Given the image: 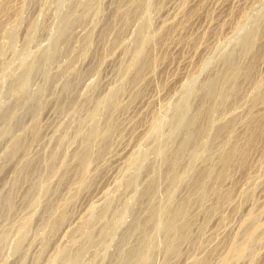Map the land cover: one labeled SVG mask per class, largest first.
Wrapping results in <instances>:
<instances>
[{
  "label": "rangeland",
  "instance_id": "1",
  "mask_svg": "<svg viewBox=\"0 0 264 264\" xmlns=\"http://www.w3.org/2000/svg\"><path fill=\"white\" fill-rule=\"evenodd\" d=\"M137 33L145 57L133 67ZM183 105L204 132L197 122L179 149ZM263 124L264 0L0 1V196L12 201L0 203V264H62L79 247L80 264H134L129 250L144 238L148 264H264ZM96 128L81 171L76 157ZM179 203L184 230L167 245L152 218Z\"/></svg>",
  "mask_w": 264,
  "mask_h": 264
},
{
  "label": "bare ground",
  "instance_id": "2",
  "mask_svg": "<svg viewBox=\"0 0 264 264\" xmlns=\"http://www.w3.org/2000/svg\"><path fill=\"white\" fill-rule=\"evenodd\" d=\"M0 1H3V0H0ZM142 18H143V17H142ZM145 18H146V16H145ZM146 20H147V18H146ZM147 22H148V21H147ZM142 23H143V22L140 23V26H143V25H141ZM145 24H147V23H145ZM64 27H65V26H64ZM64 27H63V29H64ZM145 27H146V26H145ZM145 27H143V28L146 30ZM65 28H67V27H65ZM140 28H141V27H140ZM140 28H139V32H140ZM143 28H142V29H143ZM9 30H10V29H9ZM61 31H63L62 28H61ZM64 31H65V29H64ZM141 31L143 32V30H141ZM139 32H138V33H139ZM138 33H137V35H138ZM143 33H144V32H143ZM62 34H63V33H62ZM141 35H142V34H141ZM138 36H139V35H138ZM141 38H142L143 40H142ZM141 38H140V36H139V39L142 40V42H141V43L139 42V46H137L138 49H137V51H136V54H135V56H134V58H133V61L131 62V65H130V66H133V67H134L135 65H137V62H139L141 58L144 59V57H145V56H144V52H143V46H144V44L146 43V40L144 39V37H141ZM147 39H148V38H147ZM140 40H139V41H140ZM148 40H149V39H148ZM242 44H243V46L245 45V50H246V46L249 47L250 45H252L251 42H249V41H243ZM145 45H146V44H145ZM242 48H243V47H242ZM250 48H251V47H250ZM250 50H251V49H250ZM143 56H144V57H143ZM233 56H234V55H233ZM242 56H243V55H242ZM231 57H232V56H231ZM231 57H230V58H231ZM238 57H239V56H238ZM148 58H149V57H148ZM230 58H227L226 61L228 62V64L233 65V66H232V68H233V71H232V72H234V74H238V73L243 72L244 70L242 71V69L240 68V67H242V66H240V65H242V64L239 63L240 65H237L235 62H234V64H233V61L230 60ZM232 58H234V57H232ZM238 60H239V58H238ZM43 61H44V60H43ZM43 61H42L41 63H43ZM45 61H46V60H45ZM47 61H48V60H47ZM141 61H142V59H141ZM238 62H239V61H238ZM225 63H226V62H225ZM138 64H139V63H138ZM43 65H44V64H43ZM137 66H138V65H137ZM43 68H44V67H43ZM243 68H244V67H243ZM31 69L34 70L33 67H32ZM31 69H27V70H31ZM38 69L40 70L41 68H38ZM244 69H245V68H244ZM231 70H232V69H231ZM37 71H38V70H37ZM226 71H228V70H226ZM29 72H30V71H29ZM27 73H28V72H27ZM16 74H17V73H16ZM232 74H233V73H232ZM244 74H245V73H244ZM28 75H29V74H28ZM28 75H26L27 78H28ZM41 75H42V74H41ZM228 75H229V74H228ZM223 76H224V74H223ZM226 76H227V74H226ZM226 76H225V77H226ZM225 77H224V78H225ZM27 78H26V79H27ZM29 78H30V77H29ZM21 79H22V80H20V81L18 80V87H17V88H18V89L20 88V90L22 89L23 91H24V89H25V93H26V88H27L26 86H27V84H29V82H26L25 77H24V78H21ZM225 79H227V77H226ZM28 80H29V79H28ZM220 80H221V79H220ZM215 81H216V80H215ZM45 82H46V81H45ZM209 82H210V81H209ZM211 82H212V81H211ZM211 82H210L211 87H210V85H209V88H211V92H212V91H214V88H216V87L214 86V85H215V84H214V81L212 82V84H211ZM219 82H220V81H219ZM222 82H224V81H222ZM206 83H207V82H206ZM225 83H226V84H224V83H223V84H224V85H227V84H228L227 82H225ZM232 83H233V82H232ZM207 84H208V83H207ZM213 84H214V85H213ZM221 84H222V83H221ZM230 84H231V83H230ZM205 85H206V84H205ZM212 85H213V86H212ZM218 85H219V84H218ZM224 85H223V86H224ZM231 85H232V84H231ZM231 85H228V86L230 87ZM223 86H220V88H222ZM228 86H226V87L228 88ZM25 87H26V88H25ZM213 87H214V88H213ZM235 87H236V86H234V89H235ZM205 88H207V87H205ZM218 88H219V87H218ZM224 88H225V87H224ZM45 90H46V89H45ZM118 91H119V90H118ZM208 91L210 92V90H208ZM215 91H217V90H215ZM224 91L227 93V91H229V89H228L227 91H226V89L223 90V91H222V89H220V90H219L220 93H217V92H216V94H217V95H218V94H219V95H222V94H223V96H224V95H227V96H228L229 94H225ZM206 92H207V91H206ZM223 92H224V93H223ZM232 92H234V91L232 90ZM117 93H118V92H117ZM213 93H214V92H213ZM234 93H235V92H234ZM211 94H212V93H211ZM231 94H233V93H231ZM25 95H26V94H25ZM116 95H117V94H116V91H115V92H113L110 96H108V98H105L106 100H108V101L105 100L106 103H107V104H110V103L112 102L111 104H113V101H114ZM212 95H213V94H212ZM212 95H211V97H212ZM28 96H29V95H27L26 98H27ZM188 96H189V95H188ZM223 96H222V97H223ZM29 97H30V96H29ZM205 97H206V96H205ZM209 97H210V96H209ZM216 97H217V96H216ZM23 98H24V97H23ZM213 98H214V97H213ZM218 98H219V97H218ZM27 99H28V98H27ZM32 99H33V98L31 97V100H29V101L27 100V102L30 103V101H32ZM215 99L217 100V98H214V100H215ZM208 100H210V99H208ZM214 100H213V101H214ZM216 100H215V103L218 102L220 99H219L218 101H216ZM33 101H34V100H33ZM213 101H212V102H213ZM220 101H221V100H220ZM185 102H186V100H185ZM22 103H24V101H23ZM32 103H33V102H32ZM186 103H187V102H186ZM213 103H214V102H213ZM25 104H26V105H29V106L31 105V104H27L26 101H25L24 105H25ZM102 104H103V103H102ZM102 104H100V107L103 108L104 105L101 106ZM181 104H182V103H181ZM24 105H23V106H24ZM38 105H39V104H38ZM186 105H187V104H186ZM186 105H183V106L180 108L181 110L176 108L178 111L175 112V118H174V120L176 121V124H177V125H174V126H177V127H178V129H176V128H175V129H176V130H180V132H183V133H184V138L182 139V141H180L181 143H180V146H179L180 148H179V149H183L186 145H189L188 143H189L190 139H195V138H194V135L196 134V132H195V134H194V131L196 130L195 128H196L197 126L200 125V124H199L200 122H201V123H202V122L204 123V121H200V122L198 121V119H199L200 117L198 118V116H197L198 119H196V117L193 116V114H191V116H190V114H189V109L187 108ZM206 105H207V104H206ZM213 105H214V104H213ZM215 105H217V104H215ZM219 105H220V104H219ZM105 106H106V104H105ZM108 106H109V105H108ZM207 106H208V105H207ZM207 106H205V107H207ZM27 107H28V106H26V110H27ZM38 107H39V106H38ZM100 107L97 106L96 108H98L99 111H100V110H102V108L100 109ZM111 107H112V105H111ZM209 107H210V106H209ZM213 107H214V106H212V108H213ZM218 107H219V106H218ZM218 107H217V108H218ZM30 108H33V107H30ZM201 108H203V104L201 105ZM212 108L210 109L211 111H213ZM219 108H220V107H219ZM8 109H9V108H8ZM22 109H24V108L22 107ZM28 109H29V107H28ZM103 109L106 111L107 108L105 107V108H103ZM207 109H208V108H207ZM213 109H214V108H213ZM16 110H17V109H16ZM24 110H25V109H24ZM29 110H30V109H29ZM95 110H96V109H95ZM208 110H209V109H208ZM208 110H207V111H208ZM215 110H216V109H215ZM20 111H21V110H20ZM22 111H23V110H22ZM22 111H21V112H22ZM96 111H97V110H96ZM99 111H97V112H99ZM197 111H199V110H197ZM201 111H202V110H200L199 112H201ZM6 112H7V111H6ZM25 112H26V111H25ZM29 112H30V111H29ZM32 112H33V111L31 110V113H32ZM94 112H95V111H94ZM214 112H215V111H214ZM214 112H213V113H214ZM17 113H18V112H17ZM17 113L13 111V112L11 113V115L9 114L10 116L8 117V119H9V120H15V118L18 116ZM99 113H102V111L99 112ZM209 113H210V112H209ZM19 114L21 115V113H19ZM202 114H205V112H202ZM211 114H212V113H211ZM5 115H6V114H5ZM20 115H19V119H20ZM95 115H96L95 113H93L92 115L90 114V118H92V120H93V119L95 118ZM194 115H195V114H194ZM196 115H197V114H196ZM209 115H210V114H209ZM21 116H22V115H21ZM201 117H202V116H201ZM203 117H204V115H203ZM203 117H202V119H203ZM207 117H208V116H207ZM207 117H205V118H207ZM209 117H210V116H209ZM210 118H211V117H210ZM17 119H18V118H17ZM3 120H4V118H3ZM174 120H173V121H174ZM200 120H201V118H200ZM4 121H5V120H4ZM4 121H3V122H4ZM205 121H207V120H205ZM211 121H212V120H211ZM17 122H18V121H17ZM197 122H198V125L196 126ZM209 122H210V121H209ZM203 123H202V126L204 125ZM205 123H206V122H205ZM211 123H212V122H211ZM211 123H210V124H211ZM174 124H175V123H174ZM205 125H206V124H205ZM263 125H264V124H263ZM12 126H13V125H12ZM207 126H209V125L207 124ZM213 126H215V124L213 125V123H212V127H213ZM106 127H108V126H105L104 128L106 129ZM204 127H205V126H204ZM212 127H209V128H212ZM197 128H198V127H197ZM206 128H207V127H206ZM213 128H214V127H213ZM218 128H219V127H218ZM76 129H77V128H76ZM200 129H201V125H200V127L198 128V130L200 131ZM215 129H216L215 131L217 132L218 129H217V128H215ZM106 130H107V129H106ZM106 130H104V132H106ZM108 130H109V129H108ZM198 130H196V131H198ZM202 130H203V132H204V128H202L201 131H202ZM207 130H209V129H207ZM102 131H103V130H102ZM215 131H214V132H215ZM96 132H97V128H96L95 131H94V129H93V130L91 131V133H89V136L85 138L86 141H85V142L83 141V142H84V145H83V147H84V148H83L84 151H82L83 154H80V153H79L78 156L76 155V156H77L76 158H78V159H76V158H75V159H76V161H77V160L79 161V164H78V165H80L79 168H81V171L84 170V167H85L86 163L89 161L90 156H88V153H89V150H90L91 146H92L93 143H94V137L97 138V137H96V135H97ZM101 133H102V132H101ZM101 133H100V136L102 135ZM176 133H177V132H176ZM197 133H198V132H197ZM199 133H200V132H199ZM218 133H220V130H219ZM107 134H108V132H106V134L103 133V135L101 136V138H102L104 135L106 136ZM179 134H180V133H179ZM220 134L222 135L223 132L220 133ZM220 134H219V135H220ZM199 135H200V134H199ZM169 136H170V135H169ZM197 136H198V135H197ZM229 136H230V134H229L228 136H226V137L230 138L231 136H230V137H229ZM98 137H99V135H98ZM168 139H169V138H168ZM220 139H221V138H220ZM223 139H224V138H223ZM226 139H227V138H226ZM19 140H20V139H19ZM99 140H100V139H99ZM228 140H229V139H228ZM223 141H224V140H223ZM13 142H14V141H13ZM13 142H12V143H13ZM16 142H17V141H16ZM16 142L13 143L14 145L12 144V145H13V146H12L13 148H15V147L18 145V143H19V141H18V143H16ZM99 142H100V141H99ZM220 142H222V141H220ZM7 143H8V142H7ZM228 144H231V142L228 143ZM100 145H102V144H100ZM192 145H193V144H192ZM219 145H221V144H219ZM223 145H224V144H223ZM97 146H98V145H97ZM193 146H194V145H193ZM227 146H228V145H227ZM229 146H232V145H229ZM92 147H93V146H92ZM98 147H99V146H98ZM219 147H220V146H219ZM219 147H217V148L219 149ZM13 148H12V149H13ZM17 148H19V146H17ZM17 148H16V149H17ZM94 148H95V147H94ZM99 148H100V147H99ZM220 148H221V147H220ZM222 148H223V147H222ZM224 148H225V147H224ZM230 148H231V147H230ZM12 149H11V150H12ZM100 149H101V148H100ZM179 149H178V150H179ZM227 149H228V148H227ZM227 149H225V150H227ZM232 149H233V148H232ZM235 149H236V148H235ZM91 150H92V149H91ZM102 150H103V149H102ZM102 150H101V151H102ZM158 150H159V149H158ZM178 150H177V151H178ZM15 151H16V150H15ZM80 151H81V150H80ZM161 151H162V150H161ZM181 151H182V150H181ZM227 151H229V150H227ZM231 151H233V150H231ZM12 152H13V150H12ZM12 152H11V154H13ZM99 152H100V151H99ZM163 152H164V151H163ZM178 152H180V150H179ZM216 152H217V151H216ZM220 152H221V151H220ZM222 152H224V150H223ZM233 152H234V151H233ZM181 153H182V152H181ZM11 154H10V155H11ZM163 154H164V153H163ZM89 155H90V154H89ZM176 155H178V154H176ZM176 155H175V157H176ZM180 155H181V154H180ZM229 155H230V154H229ZM11 156H12V155H11ZM178 156H179V155H178ZM226 156H228V155L225 154L224 159L227 158ZM165 157H166V156H165ZM221 157H222V156H221ZM219 158H220V157H219ZM228 158H229V157H228ZM8 159H9V158H8ZM221 159H223V158H221ZM224 159H223V164H225L224 166H226V167H225V170H226V169L228 168V166H227L228 164L226 165V160H224ZM78 161H77V162H78ZM169 162H174V159H173V161H169ZM218 163H220V162L218 161ZM28 164H29V163H28ZM172 165H173V164H172ZM219 165H221V164H219ZM222 166H223V165H222ZM173 167H174V165H173ZM209 167H210V166H209ZM209 167H208V168H209ZM28 168H29V165H28ZM31 168H32V167H31ZM208 168H207V169H208ZM218 168H219V167H218ZM34 169H35V168H34ZM34 169H29V170H26V169H25V170H26V172H25L26 174L24 173L23 175H26L27 177H28V176H31V177H28L27 179L32 178L31 173H32L33 171L31 172V170H34ZM208 170H209V169H208ZM210 170H212V169H210ZM210 170H209V172H211ZM217 170H218V169H217ZM220 170H223V169L220 168ZM204 171H205V170H204ZM212 171H213V170H212ZM213 172H215V171H213ZM223 172H226V171L223 170ZM20 173H21V171H20ZM171 173H172V171H171ZM205 173H206V171H205ZM207 173H208V172H207ZM211 173H212V172H211ZM211 173H209V174H211ZM32 174H33V173H32ZM209 174H208V175H209ZM218 174H219V173H218ZM33 175H34V174H33ZM175 175H176V174H175ZM187 175H188V174H187ZM201 175H202V174H201ZM201 175H200V176H201ZM208 175H202V176H206V178H207ZM212 175H213V173H212ZM220 175H221V174H220ZM225 175H226V173H225ZM225 175H224V176H225ZM178 176H179V175H178ZM180 176H181V175H180ZM198 176H199V175H197L196 178H197ZM210 176H211V175H210ZM171 177H172V176H171ZM214 178H215V177H214ZM34 179H35V178H34ZM34 179H33V180H34ZM200 179H201V177H200ZM202 179H204V177H203ZM208 179L210 180V177H208ZM212 179H213V178H212ZM219 179H220V178H219ZM131 180H132V179H131ZM174 180H175V178H174ZM174 180H173V181H174ZM193 180H194V179H193ZM197 180H198V179H197ZM214 180H215V179H214ZM198 181H199V180H198ZM200 181H201V180H200ZM204 181H205V180H204ZM204 181H203V182L201 181V182L204 184ZM210 181H211V180H210ZM217 181H218V179H217ZM3 182H4V181H3ZM28 182H31V181H28ZM33 182H34V181H33ZM153 182H155V181H153ZM195 182H196V179H195ZM214 182H216V180H215ZM35 183H36V182H35ZM171 183H172V181H171ZM179 183H180V182H179ZM197 183H198V182H197ZM197 183H196V184H197ZM199 183H200V182H199ZM199 183H198V184H199ZM202 183L199 184L200 187L203 185ZM212 183H213V182H212ZM217 183H218V182H217ZM217 183H216V184H217ZM194 184H195V183H194ZM34 185H35V184H34ZM170 185H171V184H170ZM213 185H215V183H214ZM32 186H33V185H32ZM174 186H175V185H174ZM174 186H173V188H174ZM195 186H196V185H195ZM196 187H197V186H196ZM198 187H199V186H198ZM40 189H41V188H40ZM199 189H200V188H199ZM201 189H203V188H201ZM201 189H200V190H201ZM41 190H42V189H41ZM170 190H171V189H170ZM148 191H149V189H148ZM201 191H202V190H201ZM203 191H204V189H203ZM39 192H40V191H39ZM151 193H152V192H151ZM169 193H170V192H169ZM201 193H202V192H201ZM7 194H9V193L7 192ZM202 194H203V193H202ZM166 195H167V193H166ZM169 195H172V194H169ZM169 195H168V196H169ZM6 196H7V197H6ZM10 197H11L10 195H9V196H8V195L0 196V203L3 202L2 205H4V207L7 208L8 210H9L10 207H12V206H11V205H12V204H11L12 201H11ZM166 197H167V196H166ZM167 198H168V197H167ZM165 199H166V198H165ZM168 199H171V198H168ZM168 199H167V200H168ZM172 199H173V198H172ZM172 199H171V201H172ZM167 200H166V201H167ZM168 202H169V200H168ZM172 203H173V202H172ZM164 204H165V203H164ZM179 204H181V203H179ZM165 205H166V204H165ZM174 205H175V204H174ZM176 205H177V204H176ZM176 205H175V206H176ZM172 206H173V204H172ZM177 206H178V205H177ZM1 207H3V206H1ZM172 208H173V207H172ZM172 208H171V207H168V206H167L166 208L164 207V208H162V210H159V211H161L160 213H156V212H155V215H154V216H156V215L158 214L155 218H154V217L152 218V216H151L152 220L154 219V220H158V221H159L160 224H157V226H158L157 228H158V230H160V231H161V230L164 231V235L166 234V237H164V238H166L167 240L164 239V241H166L167 245H169V241H171L172 239H177L178 236H179V234L181 235V231H182V228H183V227H181V226H177V224L175 223V220H177L178 217H181L182 215L185 214V212H186V209H185V208H187V207H185V205H182V204H181V205H179V206H178L177 208H175V209H172ZM0 209H1V208H0ZM155 211H156V210H155ZM62 213H63V214H62ZM62 213H61V215H63V216L66 214V213L64 214V212H62ZM150 214H151V213H150ZM152 215H153V210H152ZM185 215H186V214H185ZM63 216L59 217L58 220L56 219V221H58V224L60 223V222H59L60 219L62 220L64 217L66 218V216H64V217H63ZM149 217H150V216H148V218H149ZM185 217H186V216H185ZM146 219H147V218H146ZM180 219H181V218H180ZM180 219H179V220H180ZM27 220H28V219H27ZM61 220H60V221H61ZM149 220H151V219H149ZM181 220H182V219H181ZM181 220H180V221H181ZM53 221H54V220H53ZM56 221H55V222H56ZM63 221H64V220H63ZM63 221H62V222H63ZM147 221H148V220H147ZM177 221H178V220H177ZM186 221H187V220H186ZM186 221H185V222H186ZM51 222H52V221H51ZM55 222H52L53 224H52V226L50 227L51 229H54L55 225L57 224V223H55ZM86 222H87V221H86ZM150 222H152V221H150ZM0 223H1V222H0ZM89 223H90V222H89ZM135 223H136V222H135ZM138 223H140V222H138ZM138 223H137V224H138ZM143 223H144V221H143ZM179 223L181 224V222H178V224H179ZM183 223H184V221H183ZM187 223H189V222H186V224H187ZM58 224L56 225V228H57V226H60V225H58ZM60 224H61V223H60ZM147 224H148V223H147ZM147 224H146V225H147ZM150 224H151V223H150ZM186 224H185V226H186ZM24 225H25V224H24ZM143 225H144V224H143ZM181 225H182V224H181ZM187 225H188V224H187ZM25 226H26V225H25ZM139 226H142V224L140 223ZM144 226H145V225H144ZM147 226H148V225H147ZM147 226H146V228H147ZM182 226H183V225H182ZM136 227L139 228L138 226H136ZM148 227H149V226H148ZM186 227H187V226H186ZM188 227H189V226H188ZM82 228H83V227H82ZM157 228H156V229H157ZM135 229H136V228H135ZM135 229H134V230H135ZM143 229H144V228H143ZM143 229H142V227H141L140 230H139V232L142 231ZM134 230H133V232H134ZM137 230H138V229H137ZM183 230H184V228H183ZM188 230H189V228H188ZM51 231H52V230H51ZM54 231H56V230L54 229ZM54 231H52V232H54ZM80 231H82V230H80ZM80 231H79V232H80ZM88 231H89V230H88ZM90 231H91V230H90ZM131 231H132V230H131ZM131 231H130V232H131ZM144 231H145V230H143L142 232L145 234L147 231H146V232H144ZM162 231H161V232H162ZM185 231L188 232V231H187V228H186ZM136 232H137V231H136ZM139 232H138V233H139ZM142 232H141V233H142ZM149 232H150V231H149ZM156 232H157V231H156ZM161 232H160V233H161ZM127 233H128V232H127ZM143 233H142V234H143ZM134 234H135V233H134ZM134 234H133V235H134ZM158 234H159V233H158ZM162 234H163V233H162ZM183 234H184V233H183ZM183 234H182V236H183ZM148 235H149V234H148ZM90 236H91V234H90L89 232L85 233V239H86V240H89ZM95 236H96V235H95ZM135 236H136V235H135ZM137 236H138V235H137ZM146 236H147V235H146ZM182 236H181V237H182ZM19 237H21V236L19 235ZM138 237H139V236H138ZM144 237H145V236H144ZM148 237H149V236H148ZM153 237H154V236H153ZM162 237H163V236H162ZM242 237H243V236H242ZM91 238H92V237H91ZM129 238H130V236H129ZM142 239H143V238H141V239H139V240H142ZM162 239H163V238H162ZM180 239H181V238H180ZM182 239H183V237H182ZM184 239H186V238L184 237ZM18 240H19V238H18ZM21 240H22V239H21ZM149 240H150V239H149ZM149 240H147V239L144 238L142 241H139V244L137 243L138 246L136 247V249H135V247H134L135 250H134L133 248H131V249H133V251H131V249L129 250V251L132 252V253H130V252L127 251V252H128L127 254L130 253L129 256H130V258L132 259V261L134 260V262H135L134 264H148V263H149V257H148V254H147V250H148V244H147V243H148ZM152 240H153V239H152ZM246 240H247V239H246ZM248 240H249V237H248ZM16 241H17V240H16ZM22 242H23V241H22ZM84 242H85V241H84ZM86 242H87V241H86ZM89 242L91 243V241H89ZM149 242H150V241H149ZM171 242H176V241L172 240ZM177 242H178V241H177ZM246 242H247V241H246ZM15 243H16V242H15ZM19 243H20V242H19ZM71 243H73V242H71ZM75 243H76V242H75ZM13 244H14V243H13ZM88 244H89V243H88ZM118 244H119V243H118ZM162 244H163V243H162ZM172 244H174V243H172ZM172 244H170V245L172 246ZM178 244H179V243H178ZM149 245H150V244H149ZM165 245H166V244H165ZM12 246H13V245H12ZM18 246H20V245H18ZM80 246H81V245H80ZM82 246H83V245H82ZM171 246H170V248H171ZM150 247H151V245H150ZM150 247H149V248H150ZM165 247H166V246H165ZM174 247H175V246H174ZM174 247H172V248H174ZM246 247H247V245H246V246H242V245H241V247H235V248H233V249H234L233 251H234L236 254L240 255V254H242V253L245 251ZM83 248H84V247H79L78 250H77L76 248H74V249H76L77 251H76V253H74V252L72 253V252L70 251L71 254H70V253H67V252H65V251H63L64 253H63V255H62V253L60 252L59 256H60V255L63 256V257L60 256V257L63 258V262H62V264H80V258H81V255L83 254V251H84ZM172 248H171V250H173ZM175 248H176V247H175ZM175 248H174V249H175ZM71 249H72V248H71ZM153 250H154V249H153ZM176 250H177V249H176ZM149 251H150V249H149ZM149 251H148V253H149ZM166 251H167V247H166ZM168 251H169V250H168ZM168 251H167V252H168ZM121 252H122V251H121ZM167 252H165V253H167ZM173 252H174V251H173ZM173 252H172V255L174 254ZM175 252H177V251H175ZM124 253H125V252H124ZM154 253H155V252H154ZM122 254H123V253H122ZM120 255H121V254H120ZM125 255H126V254H125ZM150 255H151V254H150ZM152 255H153V254H152ZM165 255H167V254H165ZM168 255H171V254L168 253ZM168 255H167V256H168ZM172 255H171V256H172ZM60 257H59V258H60ZM126 257H127V256H126ZM151 257H152V256H151ZM127 258H129V257H127ZM131 259H129V260H131ZM61 260H62V259H61ZM61 260H60V262H61ZM151 260H152V259H151ZM119 261H120V260H119ZM122 261H123V260H122ZM126 261H127V260H126ZM128 262H129V261H128ZM118 263H119V262H118ZM122 263H124V262H122ZM129 264H130V263H129Z\"/></svg>",
  "mask_w": 264,
  "mask_h": 264
}]
</instances>
